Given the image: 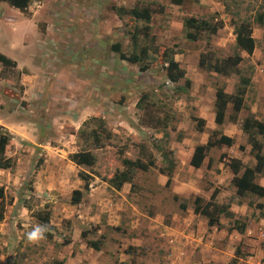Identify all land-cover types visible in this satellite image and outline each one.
I'll return each instance as SVG.
<instances>
[{
	"label": "rangeland",
	"instance_id": "374dc122",
	"mask_svg": "<svg viewBox=\"0 0 264 264\" xmlns=\"http://www.w3.org/2000/svg\"><path fill=\"white\" fill-rule=\"evenodd\" d=\"M149 4L157 10L151 14L150 35L137 36L135 46L132 34L145 23L129 15L120 17L116 9ZM225 4L232 13L239 12L240 21L248 22L259 7L264 8V0H183L181 5L172 0H31L23 14L0 1V54L15 62L12 67L0 64V137H10L5 157L14 163L12 169H0L5 206L0 264H53L55 260L64 264H185L184 257L193 253L198 254L199 264H211L208 259L218 264H264V203L248 194L241 202L224 164L212 173L186 165L193 147L222 134L234 143L209 152L210 158L219 163L225 156L227 165L231 158H241L246 166L255 164L242 124L247 117L264 122V27L253 25V54L240 52L239 68L251 79V86L236 123L225 117L222 125H216L212 109L215 90L223 87L233 93L238 75L224 77L199 66L201 56L213 63L238 52L232 15L225 11ZM186 18L212 24L222 20L224 26L214 36L203 33L191 41L188 33L194 31L184 28ZM165 48L172 50L185 70L189 87L185 80L168 81L166 61L161 57ZM143 49L149 52L144 72L121 58ZM184 85L187 93H179L177 87ZM143 95L148 98L142 106L149 103L153 113L167 118V129L140 125V120L148 119L137 106ZM91 130L100 134L101 148L93 146L88 137ZM257 140L264 144V136ZM177 144L191 149L178 154L175 178L166 186L159 170L167 168L164 155ZM81 150L95 154L93 168L70 161ZM151 157L155 167L134 171L131 184L118 191L108 183L123 159L147 163ZM80 173L89 176L88 191ZM208 180L210 186L203 187ZM216 187L220 188L217 204L225 208L231 204L245 216L243 232H231V218L218 230L208 231L184 222L185 211L179 205L186 208L189 204L193 209L194 194H198L203 207ZM75 190L82 194L77 205L71 204ZM177 212L179 216L174 215ZM46 214L48 226L39 221ZM171 225L180 226L176 234H185L182 243L176 240L184 254L166 263L161 252L172 251L169 236H164L166 241L161 235ZM36 228L51 234V239L30 241L28 233ZM88 242H99L100 250H92ZM116 242L139 243L129 245L138 250L127 254L128 246L124 249L127 257L121 258ZM197 242L201 243L196 246Z\"/></svg>",
	"mask_w": 264,
	"mask_h": 264
},
{
	"label": "trees",
	"instance_id": "16d2710c",
	"mask_svg": "<svg viewBox=\"0 0 264 264\" xmlns=\"http://www.w3.org/2000/svg\"><path fill=\"white\" fill-rule=\"evenodd\" d=\"M11 8L18 10L20 13H26L31 0H0ZM183 0H172V3L175 5H181ZM159 12L162 11V7H160ZM156 9L151 8V5L137 8L134 7L132 9L125 8H117L116 14L120 17L129 15L136 20H141L145 23L140 29H136L132 34V42L136 46L135 40L137 36L143 35L145 38L149 37L151 27L149 23L151 21V14L155 13ZM225 11L229 13L232 19L234 33H235V45L238 52L233 55L221 59L216 60L213 63L210 61L209 57L201 56L199 60V66L205 68L207 71H212L218 75L224 77H231L232 75H238V81L234 88L233 93L229 94L225 91L223 87H220L215 90V98L213 102L212 113L214 114V122L216 125L220 126L224 123L225 117L229 119L230 122L236 123L237 116L245 109V101L246 95L249 93V89L251 86V79L248 76H244L240 71V64L243 62V57L240 55V52H244L247 55H252L256 48V41L252 35L253 25H257L259 27H264V8L259 7L254 14V18L252 22L248 21H240L239 12L232 13L230 11V6L225 4ZM183 26L187 31H194L188 33V39L191 41H197L199 36L203 33H207L210 36H214L217 34L218 30L222 29L224 24L222 20L216 21L212 24L207 20L203 19H194V18H186L183 20ZM118 46L114 47V51L119 52ZM158 53H160L159 47L156 48ZM172 50L165 48L163 52H161V57L166 61V75L167 79L171 84H178L181 80H185L186 72L183 70L179 63L173 58ZM121 58L128 61V63L139 65L140 71L144 72L149 64L146 63L149 59V52L147 49H143L140 53H137L135 50L125 57L121 55ZM0 64L3 67H12L15 66V62L8 58L4 54H0ZM186 85L190 86V80H185ZM186 85L177 87V91L179 93H187ZM148 96L143 95L137 104L139 109H143V113L148 117L147 120H140V125L145 128H149L152 130L158 129H167L168 121L167 118H160L158 115L152 112L149 103H145L143 106V101L147 100ZM100 122V121H98ZM103 123H100L102 126ZM242 129L248 135V140L251 145V152L254 154L255 165L253 167L244 166L242 162L238 159H231L229 168L233 175L232 184L236 188L237 194L242 196L244 194H249L251 196H255L258 198L264 199V187L255 182L256 177L261 175L264 177V144L260 143L257 140V136H264V122L259 121L254 117H247L243 120ZM105 133L106 131L103 130ZM88 137H91L92 144L95 148H101L100 143V134L96 130H91L89 132ZM109 137V134H108ZM8 143H10V137L8 140L7 136L0 137V169L8 170L12 169L14 163L11 162V159L5 157L6 151L8 150ZM234 143L233 138L220 135L218 138L214 140L209 139V141L204 145H198L195 147L192 158L190 160V165L196 169H199L202 166L203 161L207 157L209 151L213 148H230ZM11 147V144H9ZM176 149H187L186 147H181L177 144ZM175 151H169L168 154L164 155L163 160L167 163L166 169H160V173L165 175L168 178L167 185L171 182L173 170L175 167ZM70 161L78 167L84 168H93L97 163V157L92 152V150H81L74 153L70 156ZM154 157H151L147 163H144L141 159L130 160L123 159L122 166L120 169L114 172V175L108 179V183L115 190H121V188L125 184H131L133 181V172L141 171L148 172L152 167H155ZM79 177L84 182V189L86 191L89 190V176L84 173H80ZM166 185V186H167ZM217 192L214 191L210 197V200L203 205L200 206L202 200L200 198H195V212L200 213L204 217L207 218L208 226H218L220 227L219 219L221 215H226L228 217H233V214L228 212V208L223 206H219L215 202ZM82 197L81 191L75 190L73 192L71 198V204L77 205L80 202ZM259 208H263L260 204ZM5 206L3 204V193L0 189V223L4 219ZM48 214L44 217H40V223L44 224V226H48L49 219ZM264 217V214H263ZM230 226V230H236L237 232H243L245 229V222L242 220H237L233 218ZM87 233L83 234L86 237ZM43 238L46 240L51 239V234L43 232ZM67 243V242H66ZM88 247L94 249L95 251L100 250L99 242H88ZM133 248H129L130 252ZM239 255V252H236V255ZM53 264H64V261L55 260Z\"/></svg>",
	"mask_w": 264,
	"mask_h": 264
},
{
	"label": "crops",
	"instance_id": "0c3cea01",
	"mask_svg": "<svg viewBox=\"0 0 264 264\" xmlns=\"http://www.w3.org/2000/svg\"><path fill=\"white\" fill-rule=\"evenodd\" d=\"M1 54H4V53H1ZM4 55H6V54H4ZM7 56V55H6ZM213 114V113H212ZM214 115V114H213ZM198 145H204V144H198ZM198 145H196V146H198ZM195 146V147H196ZM195 147H193V152H194V149H195ZM224 148H226V147H224ZM191 149V148H190ZM190 149H176V148H173V150L172 151H175V167H174V170H173V175H172V179H171V182H172V180L175 178V175H176V167H177V156H178V154L179 153H183V152H188ZM214 149H217V150H219V149H223V148H214ZM213 148L209 151V152H211V151H213L214 150ZM192 155H193V153H192ZM208 155H209V153H208ZM207 155V157L205 158V160L203 161V163H202V166L199 168V169H196V168H194V167H192L191 165H190V160H191V158H192V156H191V158H190V160H189V163L188 164H186L190 169H192V170H195V171H201L202 172V168H206L207 169V172H209V173H212V171L213 170H215V169H219V167H221L219 164H224L225 166H227V169L229 170H225V175H227V174H229L230 175V173L229 172H231L230 171V168H229V164L227 165L225 162H226V158H225V156L223 157V156H221L219 159H220V162L218 163V162H216V161H214L213 160V158H210L209 156ZM215 154H213V157H215L214 156ZM232 157V156H231ZM235 157V156H234ZM231 159H238V158H231ZM238 160H240L241 162H242V164L244 165V166H246L245 164H244V160H242L241 158H239ZM255 161V160H254ZM229 162V161H228ZM255 165V164H254ZM248 167H253V166H248ZM232 174V173H231ZM160 178H163V179H165V185H167V182H168V178L165 176V175H162L161 173H160ZM224 177V176H223ZM232 177H233V175H232ZM231 180H232V178H231ZM171 182L169 183V185L171 184ZM255 182L256 183H258L259 185H261V186H263L264 187V177H262L261 175H259L258 177H256V180H255ZM213 183V182H212ZM169 185H167V186H169ZM230 185H231V187H232V189L233 190H235V195L237 194V191H236V188L234 187V185L232 184V182H230ZM208 186H210V181L208 180V181H206L204 184H203V187H205V188H208ZM198 187H199V182H198ZM200 188V187H199ZM220 189V188H219ZM219 189L216 187V188H214V190H213V192L214 191H216L217 192V194H216V198H217V196H218V194H220L219 193ZM213 192H212V194H213ZM221 192V191H220ZM172 193H176L177 195H181V197H187L186 196V194L185 195H182V194H179L178 192H174V191H172ZM191 193H189V195H190ZM249 195V194H248ZM194 196H195V198H200L201 200H202V202H203V199H202V197L201 196H199L198 194H194ZM237 196L238 197H240L241 198V202H244V201H246L247 200V198L245 197L246 196V194H244V195H242V196H239L238 194H237ZM211 197V196H210ZM215 198V202L216 203H220V202H218L217 201V199ZM257 199H258V201H259V203H264L263 201H264V199L263 198H258V197H256ZM210 200V199H209ZM261 200V201H260ZM195 201V200H194ZM186 205V204H185ZM180 206V208H184V211L185 212H182L183 213V216H185V218H186V220H184V222H186V225H189L190 223H194V225H196V226H198V229L199 230H201V231H208V229H215V230H218V226H213V227H210V226H208V221H207V218L206 217H204L203 215H201L200 213H198V212H195V203H194V208L192 209L191 208V206L189 205V204H187L186 205V208H185V206H183L182 204H180L179 205ZM242 206V205H241ZM228 212H230V214H233V217H228V216H226V215H221L220 216V219H219V223H220V225L222 224V223H224L225 222V220H228V218H231V219H233V218H236L237 220H242V221H244L245 222V216H243L242 214H239V213H237L236 212V210L233 208L232 209V206H231V204H230V206L228 207ZM174 215H176V216H179L180 215V213H175ZM186 225L184 226V227H186ZM179 228H180V226L179 225H171V226H169V232H166V233H163L162 235H161V237H164V236H169L168 237V241H167V238L166 237H164L165 238V240L167 241V243L169 244V246L171 247V251L172 252H170V253H167V252H165V251H162L161 252V254H163L162 256H164L163 258L161 257V259L163 260V259H165L166 261H164V262H168V261H170V260H172V259H174V258H178V259H181L182 257H183V249H182V247L180 246V245H177L176 244V240L177 241H179L180 243H182L183 242V239H182V237L185 235L183 232L181 233V235H178V234H176V233H178V230H179ZM187 229V228H186ZM231 232H233V233H236L237 231L236 230H231ZM203 233V232H202ZM221 233L224 235V237H222V239H225V236H227L225 233L226 232H224L222 229H221ZM173 235H175V236H173ZM219 240H220V238H218ZM201 242H197V244L195 243V245L197 246L198 244H200ZM115 245H116V248H117V246H120V250H122V255H120V257L122 258V257H125L127 254H135L136 252H137V250H138V248H134L133 246H137V245H139V243H137V244H127L126 246H125V244H123V243H119V242H116L115 243ZM129 245H133V246H131V248H133V250L131 251L132 253H127V252H130L129 251V248H130V246ZM123 246H124V248H123ZM129 246V247H128ZM126 247H128V249L126 250V253H125V248ZM165 249H168V250H170V248L169 247H164ZM92 249V248H91ZM92 250H94V249H92ZM119 250V249H118ZM124 250V251H123ZM95 251V250H94ZM205 250H203V252H204ZM96 252H98V251H96ZM202 252V253H203ZM117 254V253H116ZM143 254V256L145 255L144 253H142ZM172 254H173V258H172ZM243 255V254H242ZM217 256H218V254H217ZM127 257V256H126ZM198 254L197 253H193L192 255H188V256H186V257H184L185 258V264H199V263H201V262H199V261H196V260H199L198 258ZM108 258H109V256H108ZM219 258V257H218ZM202 260H204V258H202ZM207 261H209V263H213V264H218V262H214L212 259H208ZM202 263H205V262H202ZM106 264H108L107 262H106ZM183 264V263H182Z\"/></svg>",
	"mask_w": 264,
	"mask_h": 264
},
{
	"label": "clouds",
	"instance_id": "9594fccd",
	"mask_svg": "<svg viewBox=\"0 0 264 264\" xmlns=\"http://www.w3.org/2000/svg\"><path fill=\"white\" fill-rule=\"evenodd\" d=\"M43 238V230L40 228H36L30 233H28V239L30 241H38L39 239Z\"/></svg>",
	"mask_w": 264,
	"mask_h": 264
}]
</instances>
